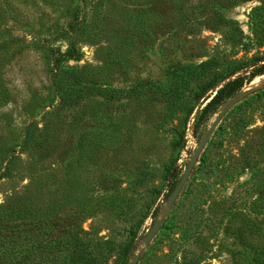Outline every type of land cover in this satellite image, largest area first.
<instances>
[{
    "label": "rangeland",
    "instance_id": "rangeland-1",
    "mask_svg": "<svg viewBox=\"0 0 264 264\" xmlns=\"http://www.w3.org/2000/svg\"><path fill=\"white\" fill-rule=\"evenodd\" d=\"M260 65L264 0H0V226L76 218L118 245L140 220L136 264H264Z\"/></svg>",
    "mask_w": 264,
    "mask_h": 264
},
{
    "label": "trees",
    "instance_id": "trees-1",
    "mask_svg": "<svg viewBox=\"0 0 264 264\" xmlns=\"http://www.w3.org/2000/svg\"><path fill=\"white\" fill-rule=\"evenodd\" d=\"M72 56L70 51L65 55L66 58H73ZM63 73L66 79L77 84L76 74L71 68L64 69ZM259 75H264V65L257 67L249 79ZM244 85L245 77H238L225 83L200 110V116L209 109L214 112ZM213 87L214 81L207 83L204 87L205 93ZM167 96L171 98L172 94L169 93ZM25 138L26 146L33 142L30 141L31 132H26ZM114 201L112 203H115ZM124 210L123 207L115 206L113 213L121 220L126 215ZM140 223L139 220L134 224L126 233L124 242L118 245L108 239L88 238L89 234L81 228L77 230L76 218L57 219L43 229L17 231L14 228L0 226V264H119L121 260L133 257Z\"/></svg>",
    "mask_w": 264,
    "mask_h": 264
},
{
    "label": "water",
    "instance_id": "water-1",
    "mask_svg": "<svg viewBox=\"0 0 264 264\" xmlns=\"http://www.w3.org/2000/svg\"><path fill=\"white\" fill-rule=\"evenodd\" d=\"M234 101H230V103H228V105L226 107H224L222 109V112L217 116L216 121L209 127V129L207 130L206 134L204 135V137L201 139L197 149L195 150V152L193 153L191 159L189 160L186 169L184 170L182 176L180 177V179L178 180L177 184L175 185L174 189L172 190L171 194L169 195L168 199H167V204L168 207H172V205L174 204L175 200L177 199V197L179 196V194L181 193L196 161L197 158L209 136V134L211 133L214 125L216 124V122L220 119V117L222 116L223 113H225V111L227 110V108L232 105ZM164 220V217L159 218L157 221H155L152 226L150 227V229L147 231V233L145 234V236L143 237V243L144 245H147L151 238L157 233V231L159 230V228L161 227V224ZM140 256V252L136 253L131 259L130 262L127 264H136L138 262Z\"/></svg>",
    "mask_w": 264,
    "mask_h": 264
}]
</instances>
